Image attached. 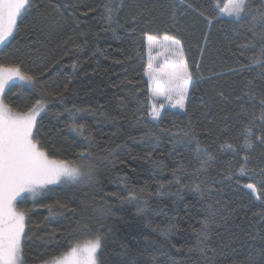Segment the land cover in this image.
Listing matches in <instances>:
<instances>
[{
	"label": "trees",
	"instance_id": "trees-1",
	"mask_svg": "<svg viewBox=\"0 0 264 264\" xmlns=\"http://www.w3.org/2000/svg\"><path fill=\"white\" fill-rule=\"evenodd\" d=\"M175 2L29 0L10 43L0 45V63L22 64L36 78L16 81L4 103L23 113L42 100L35 139L51 157L95 169L17 198L27 210L24 264H45L96 235L103 264H209L200 246L216 250L211 264H264V205L244 188L259 187L260 177L238 174L246 154L250 175L264 167V145L243 150L245 125L264 135V75L237 71L264 46V25H255V39L250 30L261 0H251L244 20L211 26ZM186 3L217 16V0ZM145 34L180 41L193 76L187 110L165 108L158 122L149 116ZM208 205L218 214L205 240L196 230Z\"/></svg>",
	"mask_w": 264,
	"mask_h": 264
},
{
	"label": "snow or ice",
	"instance_id": "snow-or-ice-1",
	"mask_svg": "<svg viewBox=\"0 0 264 264\" xmlns=\"http://www.w3.org/2000/svg\"><path fill=\"white\" fill-rule=\"evenodd\" d=\"M220 2L221 0H217V3L213 4V10L217 12L215 18L205 16L192 3H186V0H179V5H184L186 10L205 20L210 26L214 20H220L224 16L231 17L233 22H240L252 14L249 6L251 0H228L224 8L220 7ZM28 6H30L29 0H0V45L7 46L10 43L14 31L18 29V18L22 16L23 11ZM177 6L174 0V7ZM256 11L258 15L253 16L251 21L253 27L250 29L253 33V39H255L257 22L264 25V0H261ZM145 35L150 42V47L152 44L158 43L155 37ZM261 37V43L264 45V33H261ZM164 40H170L172 45L179 48L180 41L167 36L164 37ZM248 60L249 63L242 65L237 71L242 72L245 69L256 67L261 70V75H264V46L260 48L259 56H250ZM75 67L74 64L73 68L75 69ZM21 69L22 64L5 65L0 63V264H24L21 241L26 235L27 210L17 207V198H21L22 202L23 194H30L35 197L48 185L75 183L84 176L91 178L95 174V169L91 164L75 166L72 161L51 157L42 143L35 139L34 129L38 127V117L46 108L42 100H36L27 112L23 113L13 112L12 108L4 103L3 95L16 86V81L24 84H35L36 78L24 74ZM149 69L147 74L150 80L155 81L152 95L164 97L172 108L186 111V99L193 76L182 54L178 52L177 60L171 68L162 69L158 76L152 74L151 65H149ZM198 69L199 65H197ZM67 87L68 85H65V88ZM260 105L261 121L264 122V99H261ZM163 109H165L164 104H161L159 109L155 105L152 106L149 115L153 121H159ZM79 111L81 110L76 109V112ZM190 135H193V132L184 133L185 137ZM256 143L264 145V135H254L252 126L245 125L243 150L250 152ZM221 147L225 146L222 145ZM226 147L233 152L236 151L232 144H227ZM78 155L83 158L89 153L85 152ZM210 159L211 157H209ZM249 159L250 156L247 154L243 157L244 163L240 165L238 174L255 179V176L250 175V172H255V170L247 168ZM204 164L205 161L202 160L201 165ZM256 175L260 177L259 187L257 183L253 182L247 183L244 188L250 190L256 199L264 205V167H261ZM228 178L232 179L233 176L230 174ZM196 190H200L198 185ZM204 195L205 193L202 191L201 198H204ZM129 198L134 199L131 194ZM208 208L210 210L208 217L201 221V228L196 230L197 237L203 236L205 240L209 238V226L218 214L217 211L212 210V205H208ZM259 215L264 218V211H261ZM255 238L253 237V239ZM199 243L198 239V245ZM102 247L103 237L96 235L94 238L84 241L83 244L79 242L73 244L67 253L58 259H53L51 264H103L99 259V252ZM199 251L211 264L213 257H209V252L215 254L216 250L200 246Z\"/></svg>",
	"mask_w": 264,
	"mask_h": 264
},
{
	"label": "rangeland",
	"instance_id": "rangeland-1",
	"mask_svg": "<svg viewBox=\"0 0 264 264\" xmlns=\"http://www.w3.org/2000/svg\"><path fill=\"white\" fill-rule=\"evenodd\" d=\"M227 3H228V0L225 2V4L221 8H224ZM224 17H227V16H224ZM164 37L165 36H162V37H159V38L155 37L156 41L158 43L152 44L151 47L149 46L150 42L147 40V37H146L148 62H147V65H146V68H145V71H144V76H145V78H146V80L148 81V84H149V100H150V102H149V104H150L149 113H150L153 105H155V107L157 109H159L161 104H164L165 108H171V109L180 110L178 108H172L171 105L167 102V100L164 97H155V96L152 95V89L155 88V81L154 80H150V77L147 74L150 71L149 65H151L152 74L154 76H158L162 69H170L171 66L177 60V53L178 52L182 54L183 59L186 62L184 54L181 51V46L179 45V48H177L176 46L171 44L170 40L169 41H165ZM170 38H172V37H170ZM172 39H174V38H172ZM150 118H151V116H150ZM75 166H77V165H75ZM253 175L255 177L257 176L256 173L253 174ZM249 181H253V180H249ZM67 252H65V253H67ZM61 256H59V257H57L55 259H58ZM51 262H52V260L46 262L45 264H51Z\"/></svg>",
	"mask_w": 264,
	"mask_h": 264
}]
</instances>
